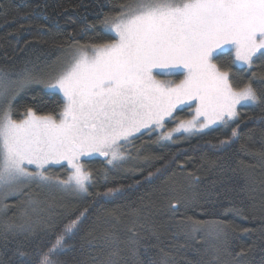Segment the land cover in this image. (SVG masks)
<instances>
[{
  "label": "snow or ice",
  "instance_id": "obj_1",
  "mask_svg": "<svg viewBox=\"0 0 264 264\" xmlns=\"http://www.w3.org/2000/svg\"><path fill=\"white\" fill-rule=\"evenodd\" d=\"M119 9L100 21L113 35L110 40L74 42L68 55L47 70L27 63L21 68H0V189L16 192L35 180L49 188L87 192L92 172L85 170L82 157L99 153L107 165L119 167L129 158L122 146L143 130L159 132L158 143L171 141L214 125L228 126L238 118V106L264 103V92L252 81L235 86L230 68L214 62L226 47L234 52L233 65L251 69L264 57V0H125ZM175 72L183 74L179 82L160 78ZM259 83L264 85V79ZM33 84L61 94L62 106L46 114L28 107L22 119H15L13 100ZM193 103L189 118H176L181 106L191 109ZM169 120L175 121V127L165 130ZM238 128L220 143H230ZM62 161L70 168L67 179L49 174L50 167ZM113 191L119 189L97 195ZM170 206L175 209L178 203ZM86 212L70 220L52 246L37 254L36 264H62L52 257ZM39 223L48 226L47 220L25 218L2 227L5 233L27 236L34 234ZM178 226L193 236L206 230L217 239L225 227L221 222L192 218L178 221ZM128 231L127 240L115 230L95 238L108 249L101 264H129L122 255L126 249L135 257L131 264H145L140 259L138 233L134 228ZM213 252L216 255L201 258L199 264H216L219 249L213 246ZM170 256L161 249L147 264H171Z\"/></svg>",
  "mask_w": 264,
  "mask_h": 264
},
{
  "label": "trees",
  "instance_id": "obj_2",
  "mask_svg": "<svg viewBox=\"0 0 264 264\" xmlns=\"http://www.w3.org/2000/svg\"><path fill=\"white\" fill-rule=\"evenodd\" d=\"M124 2L0 0V68L27 63L47 70L66 57L74 42L114 38L100 21L118 12ZM233 58L231 50H225L214 62L230 68L235 86L252 81L264 92L259 83L264 79V57L251 69L233 65ZM62 103L61 94L29 85L13 100V116L22 118L28 107L37 114L58 112ZM238 111V118L228 126L215 125L171 141L158 143L160 134L144 130L124 145L129 158L119 167L107 165L102 157L82 158L85 170L92 172L87 192L49 188L33 180L18 193L0 198V264H36L37 254L47 251L57 234L85 209L74 234L65 236L64 247L52 259L62 264H101L108 249L95 238L115 230L127 240L128 230L134 228L145 264L161 249L171 253V264H199L201 258L216 255L213 246L219 249L216 264H264V103L238 106ZM237 125V137L222 145L220 141L231 137ZM69 172L66 164L49 169L61 179H67ZM149 173L154 175L145 179ZM109 189L119 191L97 195ZM174 202L175 209L170 206ZM25 218L47 220L48 226L39 223L27 236L3 230V224L22 223ZM187 218L221 222L225 227L218 239L206 230L193 236L178 226ZM122 255L129 264L135 259L127 249Z\"/></svg>",
  "mask_w": 264,
  "mask_h": 264
},
{
  "label": "rangeland",
  "instance_id": "obj_3",
  "mask_svg": "<svg viewBox=\"0 0 264 264\" xmlns=\"http://www.w3.org/2000/svg\"><path fill=\"white\" fill-rule=\"evenodd\" d=\"M80 44H85V43H80ZM225 50H230L229 48H225L224 49V51ZM232 52V51H231ZM233 53V57H234V52H232ZM68 55V53L65 55V56H67ZM239 66H247V65H239ZM161 79H167V80H174V81H176V82H179V80L180 79H182L183 78V74L182 73H180V72H175L174 74H172V75H170V76H163V75H161V77H160ZM195 108V104L193 103L192 105H191V109L187 106V105H184V106H181V108L179 109V110H177L176 112H175V114L177 113V112H179L180 110H182V113H180L179 115H176V118L177 119H185V118H189V116H190V112L193 110ZM23 118V117H22ZM22 118H20V119H22ZM168 122H171V120H169ZM167 122V123H168ZM215 126V125H214ZM173 127H175V121H173V124L172 125H170L169 127L167 126V124H166V128H165V130H168V129H171V128H173ZM213 127V126H212ZM207 130V129H206ZM144 131V130H143ZM156 132V131H155ZM156 133H158V134H160L159 132H156ZM186 135H189V134H186ZM191 135V134H190ZM126 145H128V144H126ZM122 148H124V145L122 146ZM91 157H102L103 159H105L103 156H101V155H99V153H94V154H92V155H90V156H86V157H82V158H91ZM81 158V159H82ZM107 162V161H106ZM61 164H66L67 165V162H65V161H62L61 162ZM54 166V165H53ZM68 166V165H67ZM69 168V167H68ZM29 169L30 170H32V171H35V168H34V166H29ZM31 181H28V182H25V184H27V183H30ZM24 184V185H25ZM23 185V186H24ZM23 186L20 188V190L23 188ZM19 190V191H20ZM19 191H16V192H13V191H9V190H7V189H0V198H1V200H3V199H5L6 197H8V196H11V195H14V194H16V193H18Z\"/></svg>",
  "mask_w": 264,
  "mask_h": 264
}]
</instances>
